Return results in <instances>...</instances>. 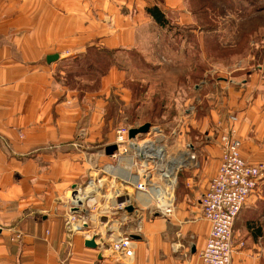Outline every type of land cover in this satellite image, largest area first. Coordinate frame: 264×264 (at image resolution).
Listing matches in <instances>:
<instances>
[{
    "label": "crops",
    "instance_id": "crops-1",
    "mask_svg": "<svg viewBox=\"0 0 264 264\" xmlns=\"http://www.w3.org/2000/svg\"><path fill=\"white\" fill-rule=\"evenodd\" d=\"M220 5L217 0H0V264H204L200 254L211 223L202 217L199 200L220 167V129L234 127L243 158L264 166V65L217 77L207 69L202 91L195 89L191 73L186 85L196 83L197 111L204 118L199 137L204 141L193 142L197 164L179 177L185 192L176 214L149 219L133 255L100 258L82 234L68 231L61 202L91 174L82 150H105L114 143L106 131L113 99L125 107L134 101L118 56L139 52L152 65L175 63L193 72L198 39L208 38L213 23L223 20L216 10ZM149 6H157L172 29L160 27L147 14ZM91 47L115 52V66L98 90L81 94L66 83L75 65L64 64ZM54 55L59 59L50 63ZM233 235V264H264V176Z\"/></svg>",
    "mask_w": 264,
    "mask_h": 264
},
{
    "label": "built area",
    "instance_id": "built-area-1",
    "mask_svg": "<svg viewBox=\"0 0 264 264\" xmlns=\"http://www.w3.org/2000/svg\"><path fill=\"white\" fill-rule=\"evenodd\" d=\"M202 84L195 89L201 90ZM196 113L192 104L183 115L187 119ZM134 128L139 127L122 123L112 144L117 150L110 156L103 150L108 160L100 167L97 164L94 178L69 193L67 229L84 231L87 240H95L100 258L133 255L134 237H142L149 219L173 217L179 176L197 164L194 145L181 126L166 131L151 125L148 133L131 138ZM219 143L220 167L199 200L202 217L211 223L200 254L204 264H233L235 223L264 176L263 165L243 158L234 127L221 128Z\"/></svg>",
    "mask_w": 264,
    "mask_h": 264
},
{
    "label": "rangeland",
    "instance_id": "rangeland-1",
    "mask_svg": "<svg viewBox=\"0 0 264 264\" xmlns=\"http://www.w3.org/2000/svg\"><path fill=\"white\" fill-rule=\"evenodd\" d=\"M217 1L222 2V5L216 10L223 15V20L213 23L215 30L208 38L198 39L199 48L195 56L197 68L193 72L190 69H179L175 63L167 64L164 67L152 65L144 61L145 59L139 52L129 56H118L120 63L118 66L126 72V85L130 88L134 101L132 105L125 107L113 99L106 113V131H111L115 136L116 129L124 122H129L136 127H141L146 122L166 131L181 126L185 136L192 144L204 141L199 138L204 118L200 117L198 111L191 118L185 119L183 115L184 110L190 105L201 104L200 97L194 90L196 83L186 85L190 82L191 73L194 82L197 80V83L200 81L204 83L207 81L204 78L207 69L213 71L212 76L217 77L230 72L237 74L244 69H252L255 65H264V0ZM202 42L204 47H202ZM174 50L172 48L169 52L173 61L176 56ZM182 57L184 59V56ZM64 65H73V61ZM75 67L77 69V66ZM102 68L105 69L106 65H102ZM76 69L70 70L74 72L68 73L66 76L71 79L72 86L79 87L82 91L81 94H84L83 91L98 90L100 83L94 78V75L80 74V77L83 76V78L78 82L79 74ZM195 75H197V79H195ZM82 151L85 152L91 174L86 181L74 185L71 191L86 186L94 178L93 176L98 170L97 164L100 167L108 160L100 147L85 148ZM185 172L183 171V173ZM178 185L176 196L179 202L182 199L180 195L185 192L184 186H180V178ZM61 205L62 212L66 211L68 214L71 206L70 199H64ZM90 218L91 215L89 222ZM85 228L88 229L89 226H85ZM75 233H80L84 237L86 235L84 231Z\"/></svg>",
    "mask_w": 264,
    "mask_h": 264
},
{
    "label": "trees",
    "instance_id": "trees-1",
    "mask_svg": "<svg viewBox=\"0 0 264 264\" xmlns=\"http://www.w3.org/2000/svg\"><path fill=\"white\" fill-rule=\"evenodd\" d=\"M197 8H198V10H202V7L201 8L197 7ZM146 12L148 15H150L155 20V22L160 27L172 29V25L166 19L164 13L157 6H149L147 8ZM212 30L214 31L215 28ZM115 55H116L115 52L109 51V50H106L103 48H97V47L88 48L84 54L79 55L75 59L70 60V61H73V64L75 66H77L76 72H78V74H79L77 80L80 78L82 79L83 76L80 77V74L84 73L85 76H86V74L87 75H89V74L94 75V78H96V80L98 82H100V79L108 73L110 68L112 66H115L114 65L115 64ZM102 65H106V68L103 69ZM70 82H71V79L67 78L66 83L68 86H70L72 88L80 89L76 85L72 86V83H70ZM78 82H80V81H78ZM201 83H203V82H201V81L198 82V84H201ZM145 124H147V123L145 122Z\"/></svg>",
    "mask_w": 264,
    "mask_h": 264
},
{
    "label": "water",
    "instance_id": "water-1",
    "mask_svg": "<svg viewBox=\"0 0 264 264\" xmlns=\"http://www.w3.org/2000/svg\"><path fill=\"white\" fill-rule=\"evenodd\" d=\"M58 59H59V55H54V56H50L48 58V61L51 63V62L57 61ZM150 126H151V124L147 123L145 125H142L139 128L132 129L130 131V137L131 138H135L137 135L148 133V131L150 129ZM116 150H117V147L115 145L108 146L105 149L106 154L108 156L112 155ZM128 211H132V208H129ZM137 238L138 237H134V239H137ZM86 247L87 248H90V249H96L97 248V245H96L95 240L86 241Z\"/></svg>",
    "mask_w": 264,
    "mask_h": 264
}]
</instances>
